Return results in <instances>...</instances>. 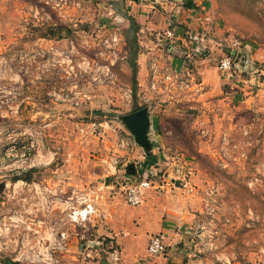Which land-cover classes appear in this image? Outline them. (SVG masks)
I'll return each mask as SVG.
<instances>
[{"label": "rangeland", "instance_id": "1", "mask_svg": "<svg viewBox=\"0 0 264 264\" xmlns=\"http://www.w3.org/2000/svg\"><path fill=\"white\" fill-rule=\"evenodd\" d=\"M184 2L0 0V264H87L100 246L105 260L118 247L81 237L97 225L70 220L74 191L97 207L113 186L132 207L141 178L197 198L198 256L264 264V0H209L217 29L199 30L178 22ZM202 31L180 58L174 40Z\"/></svg>", "mask_w": 264, "mask_h": 264}, {"label": "crops", "instance_id": "2", "mask_svg": "<svg viewBox=\"0 0 264 264\" xmlns=\"http://www.w3.org/2000/svg\"><path fill=\"white\" fill-rule=\"evenodd\" d=\"M208 1L185 0L184 6L180 11V20L178 22L184 26L189 25L190 28L193 27L196 30L201 28L211 29V26L217 29V24L212 22L213 15L209 13L210 5ZM204 11H207L205 19L202 16ZM202 32L206 33L205 31ZM197 34L196 39L199 40L195 41L194 38ZM197 34H193V41L176 36L177 39H181L174 40L177 43L175 47L182 49V51L179 50L180 53L182 52L180 58L195 61V57L199 54L194 53L195 56H193L190 51L196 49V46L199 48L204 46V43L207 44L208 41H211L210 33H206L208 38H206V41L204 38H198L201 33ZM172 37L169 38L172 39ZM139 42L145 44L142 41ZM161 184L159 185L161 187L159 191H150V193H147L148 196L144 198L143 202L137 208H132L124 204L121 191L112 190L113 186H105L106 192L103 193V200L99 201L98 204L95 203L97 205L95 207L98 217H92L90 219L91 221L89 220L90 224L97 225V229L86 227L88 230L81 237H96L97 235V237L100 236L106 240L111 239L110 242L112 244L115 243L118 251H109L110 256L105 258V260H98L97 262H94L91 258L97 254H101L100 252L103 249L101 246L96 251H81V254L82 252L84 253L82 254L83 256H86V258L87 256L90 257L87 260V264H233L227 261L217 262L208 256H198L196 251L191 250L192 243L187 239L185 229L189 228L188 223H192L194 215L191 212L194 210L193 208L200 206L199 202L197 198H192V200L185 202L172 200L169 197L173 193V187L168 185V183H164L166 185ZM153 235L164 236L165 243L168 245L167 253L164 256L153 257L149 255L147 248L149 240ZM73 236L72 238H75ZM72 246L75 247L76 245L74 246L72 244ZM77 249L75 248L74 250ZM77 252H75L76 256ZM114 253L116 255H113Z\"/></svg>", "mask_w": 264, "mask_h": 264}, {"label": "built area", "instance_id": "3", "mask_svg": "<svg viewBox=\"0 0 264 264\" xmlns=\"http://www.w3.org/2000/svg\"><path fill=\"white\" fill-rule=\"evenodd\" d=\"M170 26H173L171 21ZM172 30V29H171ZM173 32L169 31L168 37H172ZM232 58L230 56L225 57L222 62V68L224 70H229L232 68ZM188 187L187 184H184ZM160 186L156 185L152 180L147 178L137 179L135 184H131L126 189V201L132 207H138L144 200L143 194L146 189H159ZM74 191V196L72 200L77 202L81 201L82 208H74L72 213L69 215L70 220L74 223L83 224L89 221L92 217L97 215V209L93 202L89 198H81ZM85 197V196H82ZM64 236V235H63ZM148 253L153 257L164 256L167 253L168 245L165 243V238L163 235H153L148 243Z\"/></svg>", "mask_w": 264, "mask_h": 264}, {"label": "water", "instance_id": "4", "mask_svg": "<svg viewBox=\"0 0 264 264\" xmlns=\"http://www.w3.org/2000/svg\"><path fill=\"white\" fill-rule=\"evenodd\" d=\"M132 122V132L136 135L137 142L149 148L150 146L147 139V131L150 121L148 114L144 111H137L133 115Z\"/></svg>", "mask_w": 264, "mask_h": 264}, {"label": "trees", "instance_id": "5", "mask_svg": "<svg viewBox=\"0 0 264 264\" xmlns=\"http://www.w3.org/2000/svg\"><path fill=\"white\" fill-rule=\"evenodd\" d=\"M9 264H12L11 262Z\"/></svg>", "mask_w": 264, "mask_h": 264}]
</instances>
